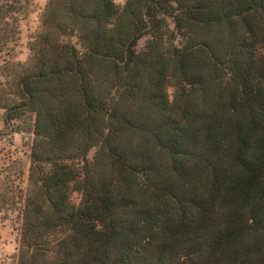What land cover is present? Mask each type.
<instances>
[{
	"label": "trees",
	"instance_id": "obj_1",
	"mask_svg": "<svg viewBox=\"0 0 264 264\" xmlns=\"http://www.w3.org/2000/svg\"><path fill=\"white\" fill-rule=\"evenodd\" d=\"M33 3L0 0L11 264H264V0H47L15 61Z\"/></svg>",
	"mask_w": 264,
	"mask_h": 264
},
{
	"label": "rangeland",
	"instance_id": "obj_2",
	"mask_svg": "<svg viewBox=\"0 0 264 264\" xmlns=\"http://www.w3.org/2000/svg\"><path fill=\"white\" fill-rule=\"evenodd\" d=\"M116 4L123 6L127 0H114ZM47 0H34L32 11L21 23V34L16 43H11L10 48L15 61H26L29 56V42L35 35L39 27V17L45 8ZM173 28V25L171 24ZM148 37L141 38L136 45V51L145 49ZM6 52V51H5ZM0 52V60L7 57L6 53ZM168 94L172 97L173 89H168ZM3 112L0 110V115ZM17 124V123H16ZM0 129L2 125L0 124ZM5 132V131H4ZM30 144L31 137L27 131H20L14 134L3 133L0 137V172L3 176L0 179V192L5 188H13L14 175L21 170L25 175L30 167ZM92 160L94 151L88 155ZM71 200L78 206L81 197L78 193H73ZM19 223L17 222V210L9 197H2L0 193V264H11L14 256L18 252L19 246Z\"/></svg>",
	"mask_w": 264,
	"mask_h": 264
}]
</instances>
